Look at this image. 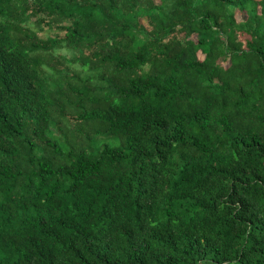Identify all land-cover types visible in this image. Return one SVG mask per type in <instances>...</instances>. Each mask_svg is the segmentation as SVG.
Masks as SVG:
<instances>
[{
	"label": "trees",
	"instance_id": "trees-1",
	"mask_svg": "<svg viewBox=\"0 0 264 264\" xmlns=\"http://www.w3.org/2000/svg\"><path fill=\"white\" fill-rule=\"evenodd\" d=\"M0 264H264V0H0Z\"/></svg>",
	"mask_w": 264,
	"mask_h": 264
},
{
	"label": "rangeland",
	"instance_id": "rangeland-1",
	"mask_svg": "<svg viewBox=\"0 0 264 264\" xmlns=\"http://www.w3.org/2000/svg\"><path fill=\"white\" fill-rule=\"evenodd\" d=\"M159 1V0H158ZM237 18H238V20H243L244 18H245V16L242 14V13H238L237 14ZM144 22H145V20H143ZM54 32V31H53ZM53 32H50L51 34L53 33ZM44 34V32H40V35L42 36ZM193 38H197L195 35L193 36ZM199 56L202 58L203 56H202V54L199 52Z\"/></svg>",
	"mask_w": 264,
	"mask_h": 264
}]
</instances>
